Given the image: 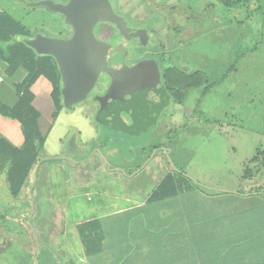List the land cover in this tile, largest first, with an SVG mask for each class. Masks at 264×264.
<instances>
[{
	"label": "crops",
	"instance_id": "1",
	"mask_svg": "<svg viewBox=\"0 0 264 264\" xmlns=\"http://www.w3.org/2000/svg\"><path fill=\"white\" fill-rule=\"evenodd\" d=\"M201 1L111 0V4L124 17L141 16L148 18L150 23L149 30L157 35L160 45H171L167 56L169 54L178 56L179 54H176L177 51L184 47L190 48L187 44L193 41L195 36L188 41V37H186L185 42L188 43L184 45V42H181L176 49H171L174 37L168 34V25L166 21L164 22L161 19L164 15L157 12L158 10H181V13L183 12L187 17H190V12H192V15L197 18L211 16L208 15L211 12L215 25L212 27V31L198 32L201 38L205 37L206 33H224L228 31L231 33V31L238 29V25L244 22L247 24L249 20L237 21L236 16H241L242 11L252 13L260 9L262 0H224L239 2V4L235 3L229 6H226L222 0H213L214 4L218 5L217 7L212 5L213 8L205 7L202 3L203 1ZM29 5L30 3L25 0H0V13H6L24 25L20 19L22 12L20 8L29 10ZM31 8L39 7L32 6ZM51 14L59 15L52 12ZM227 16L234 17L232 20L224 19ZM26 28L29 30L28 27ZM64 31L63 33L65 34ZM187 31L188 29H182V33ZM239 39L242 44L251 41L250 36L248 37L247 34L240 36ZM239 55L240 57H246L247 53H239L237 55L234 51H226L220 55V59L228 58L231 60ZM200 57L201 60L198 58L197 61H200L199 63L203 65H220L217 55L212 58H204L202 55ZM191 59L188 58L187 63L182 60L180 64L186 67H193V63L197 66V61H191ZM196 66L194 67L195 71H200L196 70L198 69ZM5 68L6 66L0 59V76L4 79L3 83L0 84V103L7 107H12L18 100V95L13 86L22 80L24 72L19 70L11 78H6L4 75ZM186 70L188 71L189 69L186 68ZM224 79L225 77L217 81L213 79V86L209 90H192L187 95L188 99L189 95L190 99H193L191 94L193 92L197 93L194 98L198 100V111L196 110V117L189 116L190 119L186 124H179L180 109L177 105L173 106L171 120L174 123L170 127V140L174 142L175 146L180 145L175 139L176 137L181 139L190 136L187 129L204 127L205 130H208L214 128L216 122L214 119L202 120L199 114L203 112L204 97L211 95L216 85ZM31 92L34 96L32 105L39 113V129L43 134H46L47 139L55 121L61 114L65 113L67 108L63 106L57 118L52 120L54 105L50 96L51 86L43 77H40L35 82L31 87ZM192 108L190 106L189 110ZM74 109H67V111H74ZM83 109L86 110L84 106ZM226 116H228V113H226L225 118ZM207 132L205 133L202 130V137L208 136ZM46 139L39 153L38 163L30 174V176H33L32 184L29 186L30 182L27 183L19 197L12 198L8 191L9 186L5 172L0 173V264H10L7 259V251L11 245L16 246L15 250L21 252V261L16 262V264H24L25 262H22L24 257L36 258L41 256L42 252L40 251L42 250L34 242L35 231L33 228L27 227L30 226L29 224H31L33 218L47 215L44 211L50 208L48 202L34 200L37 184L35 179L39 163L42 161H50V163L58 160L62 161V163L68 161V165L74 166V170H76L78 167L76 165L77 162H87L88 149L92 142L89 143L87 138L81 134L76 133L73 136L67 152L63 151L64 142L66 141L61 144L63 152L59 151L61 153L59 155L60 158L58 155L53 157H50L51 155L44 156ZM0 140L7 142L12 147H22L24 137L19 123L0 115ZM130 143L133 145L134 142L129 140L128 145ZM123 147H125L124 142L122 144H113L109 141L105 143L103 149L107 154H117L119 152L117 149L124 150ZM116 158L110 161V166L105 171L106 180L101 181L102 184L96 183L97 185H107L105 189L94 186L95 183L93 181L84 184L82 180V182L79 181V183L72 184L70 177L67 176L68 173L64 174L66 177L62 186L55 185L54 193L56 198L54 197L53 207L56 210L64 209L62 219H66L65 222H61L62 229L57 231V233L59 232L58 236L61 238L59 239L64 242V245L62 244L64 247L70 248L69 244H71L73 239L75 240V237L80 242L78 227L84 223L96 220L100 224L99 236H103V249L99 254V259L85 256L88 264H264V171L261 175L260 184H252L251 181H247L245 184L239 183L232 188L218 189L199 185L186 176L183 169V174L192 181V186L184 188L174 198L163 201H148L147 199L158 182L166 174L173 173L174 170L170 169L162 174L158 180L152 181L150 188L144 191L142 196L139 194L140 192H137L139 189H131L130 192L125 191L128 189L127 186H132L140 179L138 178L140 173L135 171V167L142 158L139 159L138 163V159L129 162L131 168H126L125 170L117 169L118 164L113 163ZM79 167H82V165H79ZM83 168L86 169V167ZM59 169L62 170L63 168ZM155 174L156 170L151 172L149 176L147 174V177H153ZM78 175L80 174L78 173ZM41 189L38 191L40 192ZM71 190L74 192H71ZM91 193L98 196L97 200L82 209L84 219L76 220L73 213L77 209L76 200ZM59 195L63 197L57 199ZM70 200L71 202H69ZM13 224L16 226L24 225L26 229L29 228L31 236H13V229L7 227ZM66 236H69V238ZM6 241L10 242V244L7 245ZM13 262L15 261L13 260ZM53 264H58V261L53 262Z\"/></svg>",
	"mask_w": 264,
	"mask_h": 264
},
{
	"label": "rangeland",
	"instance_id": "2",
	"mask_svg": "<svg viewBox=\"0 0 264 264\" xmlns=\"http://www.w3.org/2000/svg\"><path fill=\"white\" fill-rule=\"evenodd\" d=\"M25 1L30 3V9L20 8L22 11L20 19L29 28L33 37L36 35H42L51 39H63L66 37L63 31L67 30V26L62 23L63 20L60 15H53L41 7L32 9L31 7L37 4L39 0ZM202 1L205 7L215 5L213 0ZM215 6L217 7L218 5L216 4ZM157 12L164 15L161 19L164 22L166 21L168 25V34L174 37L171 49H176L181 42H184V45L188 43L185 42L186 37H188V41L191 37L195 36L194 40L187 44L190 48L184 47L177 51L176 54H179L178 56L173 54L167 56L171 45H160L161 47L157 48L160 51V57L163 58L161 59L163 70L179 64L182 60L187 63L188 58H192L191 61H197L198 58L201 60V55L204 58H212L214 55H217L220 65L213 64L207 66L199 63L200 61H197V66L193 63L192 65L193 67H198L196 70H200V72L206 71V75L211 82L213 79H216V81L224 77L225 79L216 85L211 95L209 94L204 97L203 112L199 114L202 120L214 119L216 121L214 128L208 130H205L204 127L187 129L188 134H190L189 137L181 139L176 137L175 139L180 145L175 146L173 144L174 146H172L171 144H167L166 148L170 150H167L165 158L163 153L161 157L160 154H157L153 160L154 162L151 161L147 165L146 169H149V171L156 170V174L153 177H148L147 180L144 178L138 180L137 178L138 181H134L135 183L132 186H127L128 189L125 191L130 192L131 189H139L137 192H140L139 194L143 196L144 191L150 188L152 181L155 182L162 174L173 169V167L184 169L186 176L205 187L219 189L232 188L239 183L245 184L247 181H241L244 166L257 153L264 152V7L252 13L242 11L241 16H236V20H249V22L238 25V29L231 31V33L230 31L224 33H206V36L201 38L198 32L212 31V27L215 25L211 12L208 14L211 16H204L203 18L193 16L192 12H190L191 16L187 17L183 12L181 13V10L160 9ZM245 16L247 17L245 18ZM233 17L227 16L224 19L232 20ZM128 19L136 26L150 29V23L146 17H128ZM182 29H188V31L182 33ZM245 34L248 37L250 36L251 41L242 44L239 38ZM226 51H234L237 55L239 53H247L248 56L240 57L239 55L237 58L231 60L228 58L220 59V55ZM189 67L193 69L192 66ZM141 70L144 71L142 68ZM144 73L146 74L147 71ZM195 94L197 93L193 92L191 94L193 98ZM188 102L191 103V99ZM87 103L85 102L80 106H76L74 111H67L65 109V113L61 114L57 121H55L46 139L44 156L51 155L50 157H53L58 155L60 158L59 155L61 153L59 151H62L61 144L66 141L64 142L63 151L67 152L68 145L76 133L86 137L89 143L96 140L99 128L91 120V114L88 110L83 109V106H87ZM226 113H228V116L225 118ZM176 115L179 116L178 114ZM202 130L205 133L208 131V136L205 138L201 135ZM70 135L71 137L69 138ZM142 137L143 135H141ZM131 141L138 142V144L136 147H133L134 149L132 148L135 150L134 154L136 156L132 157L130 155V157L139 159L141 153H139L140 147L138 146L143 144V140L135 139ZM123 149L125 150L126 148L123 147ZM91 161L89 159L88 162H77L76 165L78 167L76 170H74V166L68 165V161H65L66 163H62L59 160L51 163L50 161L39 163L35 179L37 180V184L34 200L48 202L50 208L44 211L47 215L40 218L35 217L31 220L30 226L26 225L34 229V242L42 250L40 251L42 253L40 257L36 258H22V262H25L24 264H53V262L57 261L58 264H88L83 247L76 240L75 236V240L73 239L71 244H69L70 248L63 246L64 242L60 240L61 238L58 236L59 232L57 233V231L62 229L61 222L66 221V219H62L64 209H54L53 201H55L54 197L56 198L54 187L55 185L62 186L66 177L64 174L66 173H68L67 176L70 177L72 184L79 183V181L82 182L83 180L84 184L93 181L95 183L94 186L101 187V189L107 187L105 184L97 185L102 184L101 181L106 180V170L104 167H101L102 165L95 170L79 167V165L86 163L92 165ZM61 167L63 168L62 170L59 169ZM32 180L33 176H30L27 182H30L29 186L32 184ZM261 180L260 176L254 178L251 183L260 184ZM39 189H41L40 192L38 191ZM71 192L74 191L71 190ZM59 197L63 196L59 195L57 199ZM97 198L98 196L94 193L78 198L76 200L77 209L73 212L75 214L74 218L76 220L84 219L82 209L86 205L94 203ZM7 227L13 229V236H31L30 229H26L24 225L16 226L13 224ZM66 237L69 238V236ZM68 240L67 244L69 243ZM15 247L11 245L7 251V259L10 264H16V262L21 261V252L15 250Z\"/></svg>",
	"mask_w": 264,
	"mask_h": 264
},
{
	"label": "water",
	"instance_id": "3",
	"mask_svg": "<svg viewBox=\"0 0 264 264\" xmlns=\"http://www.w3.org/2000/svg\"><path fill=\"white\" fill-rule=\"evenodd\" d=\"M33 6L63 16L64 23L72 28L73 34L68 39L36 35L25 41L36 54L55 60L61 77L63 106L69 109L84 101L98 75L109 73L112 83L107 94L97 99L100 109L96 122L131 137L147 131L156 117L160 84L153 77L145 79L139 64L124 67L121 60L127 55L125 49L98 41L93 29L97 23L108 22L123 38H138L141 42L145 41L146 33L127 27L124 19L113 13L108 0H68L67 4L42 0Z\"/></svg>",
	"mask_w": 264,
	"mask_h": 264
},
{
	"label": "trees",
	"instance_id": "4",
	"mask_svg": "<svg viewBox=\"0 0 264 264\" xmlns=\"http://www.w3.org/2000/svg\"><path fill=\"white\" fill-rule=\"evenodd\" d=\"M222 2L226 6L239 4L238 1ZM260 4L264 7V0ZM152 36L155 41V36L153 34ZM32 38L31 32L19 21L6 13H0V59L6 66L4 75L11 78L19 70L24 72L22 80L13 86L18 95L16 104L7 107L0 103V115L17 121L24 137L20 148L12 147L0 140V173L5 172L8 191L13 199L19 197L26 186L31 172L38 163V156L46 139V134H43L38 126L39 113L32 105L34 96L31 87L40 77L45 78L51 86L50 96L54 105L52 120L57 118L63 108L62 84L57 64L51 56L38 55L25 44L26 40ZM161 74L163 83L162 87L160 86L161 94H167L176 103H182L192 90L207 91L213 86L206 73L200 71L167 68ZM173 170V173L166 174L158 182L148 201L174 198L184 188L192 186V181L183 174V169L173 167ZM263 171L264 152H260L244 166L241 181H252L260 177ZM78 233L85 256L99 259L103 249V236H99V222L95 220L80 225ZM6 244L10 242L6 241Z\"/></svg>",
	"mask_w": 264,
	"mask_h": 264
},
{
	"label": "flooded vegetation",
	"instance_id": "5",
	"mask_svg": "<svg viewBox=\"0 0 264 264\" xmlns=\"http://www.w3.org/2000/svg\"><path fill=\"white\" fill-rule=\"evenodd\" d=\"M55 3L59 4H67L68 0H52ZM111 7V0H108ZM113 13L120 16L124 19L126 22L127 27H129L132 30H143L146 34L145 41H140L138 38H131L129 40L123 38L120 36L118 31L116 30L115 26L113 24H110L108 22L103 23H97L93 29V34L95 38L98 41H101L103 43L108 44L112 48H117L118 46H122L123 49L127 52L126 57L121 60V63L126 68H132L136 65H140V72L142 73V76L147 79L149 77H153L158 81L160 86L162 87V65H161V59L160 57V51L157 49L160 46V43L158 41L157 35L150 31L149 29L145 27H139L131 23V21L126 19L124 16L119 14L116 9L112 7ZM61 16V15H60ZM63 23L64 18L61 16ZM67 26V30H65V36L62 40L68 39L72 36V28ZM152 34L155 36V41L152 39ZM160 59V60H158ZM158 60V61H157ZM141 68L144 70L142 71ZM169 68H179L180 70L187 71L189 69V72H195L194 67L191 69V67L182 66L180 63L171 66ZM147 71V75L144 73ZM112 83V76L109 73L101 72L98 75L97 81L91 91L88 93L86 99L76 105L71 106L68 110H73L76 106H80L85 102L87 103V106H84L85 109L88 110V112L91 114V120L97 125L99 128V134L96 137V140H94L89 149L87 154V160L91 159L92 165H89V163L86 165H82L83 167H86V169H96L97 167H104V169H108L107 167L110 166V161L114 158L116 160L113 161V163L118 164L119 170H125L126 168H131V164L129 162L135 161V158H132L134 155L136 156L135 150H133V147H136L138 142L130 143L128 145L129 140H143V144L139 145L140 147L139 153H141L140 158L141 161L137 166L135 167V171L137 173H140L138 178H144L148 179L147 174L153 172L154 170H147L146 167L152 162H154V158L157 154H160V157L162 156V153L164 155L167 154V148L166 145H173L174 142H172L170 139V127L174 123L172 118V109H174L173 106L177 105L180 109L179 111V120L181 125L186 124L187 121L190 119L189 116L196 117V110L198 106V100L196 98L191 99V103L188 102V99H186L182 103H176L173 102L167 94H161L162 91L158 92V106L156 108V117L154 119L153 125L146 131L144 134L142 133L143 137L141 138V135L137 137H131L127 134L123 135L122 132L108 130L104 126L100 125L95 120V116L97 112L100 109V104L97 99L104 97L107 92L109 91L110 85ZM198 90V89H197ZM166 93V92H165ZM167 95V96H166ZM192 106L193 108L189 110V107ZM198 111V110H197ZM176 113V111H175ZM174 117V113H173ZM141 139H140V138ZM126 140V141H125ZM128 140V141H127ZM112 142L113 144H122L125 143V150H120L117 154L116 153H109L107 154L106 151H104L103 146L106 142ZM127 143V144H126ZM128 145V146H127ZM133 148V149H132ZM132 155V157H130ZM142 156V157H141ZM138 159V160H139ZM87 161V162H88ZM118 161V162H116ZM137 162V163H138ZM152 165V164H151ZM153 166V165H152ZM154 167V166H153ZM81 169V168H80ZM150 179V178H149Z\"/></svg>",
	"mask_w": 264,
	"mask_h": 264
},
{
	"label": "built area",
	"instance_id": "6",
	"mask_svg": "<svg viewBox=\"0 0 264 264\" xmlns=\"http://www.w3.org/2000/svg\"><path fill=\"white\" fill-rule=\"evenodd\" d=\"M4 79L0 76V84H2Z\"/></svg>",
	"mask_w": 264,
	"mask_h": 264
}]
</instances>
